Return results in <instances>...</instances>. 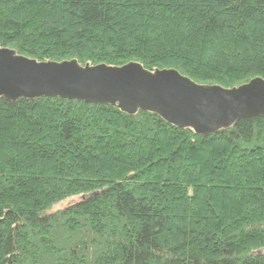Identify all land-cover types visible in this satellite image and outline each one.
I'll use <instances>...</instances> for the list:
<instances>
[{
	"label": "trees",
	"instance_id": "16d2710c",
	"mask_svg": "<svg viewBox=\"0 0 264 264\" xmlns=\"http://www.w3.org/2000/svg\"><path fill=\"white\" fill-rule=\"evenodd\" d=\"M1 47L231 88L264 79V0H0ZM0 264H264V115L0 96Z\"/></svg>",
	"mask_w": 264,
	"mask_h": 264
},
{
	"label": "water",
	"instance_id": "95a60500",
	"mask_svg": "<svg viewBox=\"0 0 264 264\" xmlns=\"http://www.w3.org/2000/svg\"><path fill=\"white\" fill-rule=\"evenodd\" d=\"M0 96L15 100L57 97L115 106L128 115L151 112L198 135L264 115V79L225 88L200 84L172 68L149 70L138 62L80 65L76 60L37 61L0 48Z\"/></svg>",
	"mask_w": 264,
	"mask_h": 264
},
{
	"label": "rangeland",
	"instance_id": "374dc122",
	"mask_svg": "<svg viewBox=\"0 0 264 264\" xmlns=\"http://www.w3.org/2000/svg\"><path fill=\"white\" fill-rule=\"evenodd\" d=\"M6 48H9V47H6ZM10 49H12V48H10ZM78 199H79V197L68 198V199L60 202L59 204L54 205L49 211H54V210L63 208L65 206L69 205L70 203L77 201Z\"/></svg>",
	"mask_w": 264,
	"mask_h": 264
}]
</instances>
